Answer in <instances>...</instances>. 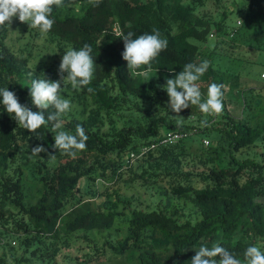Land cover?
Segmentation results:
<instances>
[{"label": "trees", "instance_id": "16d2710c", "mask_svg": "<svg viewBox=\"0 0 264 264\" xmlns=\"http://www.w3.org/2000/svg\"><path fill=\"white\" fill-rule=\"evenodd\" d=\"M207 1L102 0L93 7L89 0L79 12L66 4L54 6L49 42L66 51L85 43L92 47L96 70L88 87L93 91L61 85V94L78 106L60 117L61 130L75 134L80 124L89 138L87 149L72 158L54 149L51 123L29 132L0 103V223L15 236L23 235L21 261L55 264L70 246L69 237L80 230L109 231V235L101 245L87 249L78 264H191L201 244L213 243L243 260L248 246H258V238L264 240V201L259 198L264 194V159L237 156L264 141V125L253 126L228 112L226 85L235 74L211 60L197 83L202 101L211 83L222 84L224 109L206 115L198 106H189L179 113L184 117L180 126L162 90L185 64L202 62L204 43L215 33H229L224 17L215 20L200 12ZM242 19L245 25L264 30V0H249ZM116 26L120 34L135 36L157 28L168 47L150 69L130 71ZM8 34V26L0 28V88L8 87L21 104L38 111L25 80L57 81L59 65L46 68L42 77L30 75V59L11 49ZM148 71L157 72V77L146 80ZM53 111L48 109L45 116ZM203 120L209 126H201ZM178 130L186 133L183 139L141 155L163 134ZM198 133L212 137L213 143L204 147L203 140L190 141ZM37 145L47 151L32 156ZM29 157L31 162L25 161L23 168L21 159ZM126 169L141 170L144 181L159 184L151 192V203L140 206V198L108 188L84 195V179L118 182ZM29 188L38 189L36 202L29 200ZM0 264H10L1 253Z\"/></svg>", "mask_w": 264, "mask_h": 264}, {"label": "clouds", "instance_id": "9594fccd", "mask_svg": "<svg viewBox=\"0 0 264 264\" xmlns=\"http://www.w3.org/2000/svg\"><path fill=\"white\" fill-rule=\"evenodd\" d=\"M102 0H90L93 7H99ZM66 6L65 0H0V28L10 27L13 18H18L21 23H27L29 28L38 29L40 32H49L55 23L52 18L53 8ZM124 42L122 58L127 62L130 71L146 67L151 68L152 62L168 47V40L163 38L157 28L151 34L144 33L135 36L134 33L120 34ZM92 47L85 43L80 49H69L62 56L59 65L60 79L50 81L47 79H33L29 87V96L32 105L38 111H32L27 105L19 102L15 92L8 87L0 88V103L6 112L12 116L19 126L29 132H36L41 126L51 123V132L55 133L54 149L72 158L78 152L87 149L88 135L82 125L77 124L75 134L61 130L60 117L71 110V101L61 94L62 84H70L73 90L87 88L95 74V59L91 55ZM209 68L208 61L199 64L187 63L174 78H168L162 90L166 91L169 101L168 107L176 113L177 125L183 123L184 118L179 115L189 106H198L201 113L206 115L220 114L224 109L222 91L223 85L211 83L207 89V97L202 101L199 84L200 78ZM66 74V75H65ZM53 112L45 113L48 109ZM201 126H209L208 120L201 121ZM42 145L31 149L32 156H39L46 152ZM191 264H264V250L256 245L248 246L243 252V260L233 252L218 243L211 247L206 244L195 250V255L190 260Z\"/></svg>", "mask_w": 264, "mask_h": 264}, {"label": "rangeland", "instance_id": "374dc122", "mask_svg": "<svg viewBox=\"0 0 264 264\" xmlns=\"http://www.w3.org/2000/svg\"><path fill=\"white\" fill-rule=\"evenodd\" d=\"M88 1L65 0V4L72 10L79 12ZM248 2L249 0H208L207 4L201 8V13H206L215 20L224 17L229 30V33L226 34L215 33L208 42L204 43V47H206L202 61L215 60L220 68L222 67L221 63H223L224 69L235 74L233 82L226 85L228 112L233 118L245 120L253 126L262 127L264 125V30L244 24L242 13L245 12ZM8 28L7 43L14 52L30 59V75L42 77L46 68L60 65L67 48L58 43L49 42L47 33L29 28L27 23H21L18 18H13V22ZM216 40H218L217 43ZM144 77L146 80H150L157 77V72H144ZM25 82L31 85L28 78ZM76 107L78 106H73V109ZM205 138L213 143L212 137H203L201 133L193 135L190 141L200 143L203 140L205 147ZM261 153H264V141L242 149L237 153V156L242 157L249 154L262 160L264 155ZM21 160L23 168H25V161L31 162L30 157ZM140 175L141 170L137 173H131L129 169H126L122 180L118 182L106 178H97L95 181L90 180L88 182L84 179L82 190L87 197L91 196L90 190L104 191L107 188L110 192L116 190L122 195L128 197L134 195L140 198V206H143L152 202L151 192H156L159 184H152V181L146 182ZM148 187L150 188L148 189ZM29 192L31 193L29 200L36 202L38 189L29 188ZM259 198L264 201V194L260 195ZM96 199L101 200L99 197ZM9 226L12 229L14 223ZM108 235L109 231L103 233L86 230L77 231L69 237L70 246L62 250L55 264H78V260L83 258L84 252L91 250V246L95 243L101 245ZM21 238L23 235L15 236V233L9 232L0 223V253L7 257L10 264H27L26 261L20 260L24 256V249L20 245ZM8 242L9 244H7ZM257 244L261 250H264L263 239L258 238ZM30 264L39 263L32 262Z\"/></svg>", "mask_w": 264, "mask_h": 264}, {"label": "built area", "instance_id": "2783aa9c", "mask_svg": "<svg viewBox=\"0 0 264 264\" xmlns=\"http://www.w3.org/2000/svg\"><path fill=\"white\" fill-rule=\"evenodd\" d=\"M114 31L117 33V34H120V29L118 26H116L114 28ZM264 76V74H263ZM186 136V133H184L183 131H169V132H166L165 134H163L160 138V140L156 143H152L150 145H147L146 147L143 148L142 152H141V155L148 152L149 150L151 149H154L156 148L159 144H168V143H176L178 142L180 139H183L184 137ZM204 142H205V145H209L210 143V140L205 138L204 139ZM134 156V154H133Z\"/></svg>", "mask_w": 264, "mask_h": 264}]
</instances>
